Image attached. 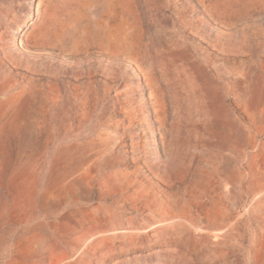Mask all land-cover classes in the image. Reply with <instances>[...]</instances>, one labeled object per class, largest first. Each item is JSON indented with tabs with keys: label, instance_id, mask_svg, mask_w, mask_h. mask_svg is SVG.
I'll return each instance as SVG.
<instances>
[{
	"label": "rangeland",
	"instance_id": "obj_1",
	"mask_svg": "<svg viewBox=\"0 0 264 264\" xmlns=\"http://www.w3.org/2000/svg\"><path fill=\"white\" fill-rule=\"evenodd\" d=\"M0 264H264V0H0Z\"/></svg>",
	"mask_w": 264,
	"mask_h": 264
}]
</instances>
